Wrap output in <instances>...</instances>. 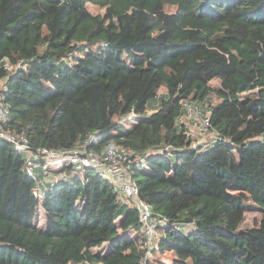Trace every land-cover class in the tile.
I'll list each match as a JSON object with an SVG mask.
<instances>
[{
	"label": "trees",
	"instance_id": "trees-1",
	"mask_svg": "<svg viewBox=\"0 0 264 264\" xmlns=\"http://www.w3.org/2000/svg\"><path fill=\"white\" fill-rule=\"evenodd\" d=\"M0 96L34 150L138 152L130 175L165 220L144 261L137 211L100 173L37 195L0 139V264H264V0H0ZM184 101L209 111L210 148L192 147ZM246 200L260 218L242 227Z\"/></svg>",
	"mask_w": 264,
	"mask_h": 264
},
{
	"label": "built area",
	"instance_id": "built-area-1",
	"mask_svg": "<svg viewBox=\"0 0 264 264\" xmlns=\"http://www.w3.org/2000/svg\"><path fill=\"white\" fill-rule=\"evenodd\" d=\"M20 66V61L16 65H11L5 60L4 67L8 70L16 69ZM183 107L185 110L184 115L189 118H198L199 132L210 131L213 137L207 143L194 141L192 139L190 131L187 129V133L192 139V147L207 146L212 141L218 139V135L214 130H209V120L205 112L204 116L198 115L196 108L192 103L184 101ZM9 115V108L0 96V139H4L9 142L13 148L20 152L24 159L25 169L28 174L39 177L35 184V193L42 195L41 190V174L36 169L38 167L37 159L40 154L48 156L62 157L72 166L73 173H78L79 176H83L85 169L91 168L100 173L105 179H107L114 187L120 199L127 204H131L135 207L138 217V228L133 229L134 235L140 236L144 241L143 247L145 249L143 260L145 261L150 256L151 249L155 246L157 240V229L160 225L164 224V219L152 210L150 204L145 202L139 197L138 186L135 180L132 178L129 172V165L131 162L137 161L141 158V155L131 149H127L122 145H115L106 147L104 150L98 152L87 147V141H83L81 144L65 149L64 151H57L54 149L40 148L34 150L29 144V139L24 134H16L12 131L4 128V121ZM193 120V119H191ZM187 128H190L189 126ZM151 155L150 150L144 152V156ZM59 157L57 159L58 161ZM47 168L44 167L43 170ZM60 175L53 180L54 183L62 178H67L70 174L65 172H58ZM184 229L188 230L186 226Z\"/></svg>",
	"mask_w": 264,
	"mask_h": 264
},
{
	"label": "rangeland",
	"instance_id": "rangeland-1",
	"mask_svg": "<svg viewBox=\"0 0 264 264\" xmlns=\"http://www.w3.org/2000/svg\"><path fill=\"white\" fill-rule=\"evenodd\" d=\"M87 7L92 11V12H101L103 9L98 7L97 5H93L91 3H87ZM210 84L213 86H219V81L218 79H213L210 81ZM154 104L153 102V98L150 99L149 105ZM192 105L196 108L198 115L200 116H204L205 112H204V108L199 106V105H195L192 103ZM185 113V111H184ZM133 115L132 114H127L124 117V120H126L127 122L129 121H133ZM193 119L194 121H197V127L196 125H193V127L190 126V123L188 122L189 120ZM188 120V116L183 115L182 116V123L185 124L186 127H190L187 128L192 136V139L194 141H199V142H204L207 143L208 141H210L213 137V134L210 131H204V132H199V128H198V120L199 117L197 118H189ZM200 121V120H199ZM214 141L211 142L210 144L207 145L206 148H210L213 145ZM56 157H59L58 155L56 156H45V160H44V165H51V166H55V165H61L62 162H64L62 157H59L58 161H56L57 159H54ZM143 161V160H142ZM48 173V177L49 179H51V181L55 180L56 178H58V176L60 175V173H56L55 171H53L52 169H46ZM58 172V171H57ZM72 174V172L70 173ZM74 174V173H73ZM243 208H244V220L242 221V227H247V226H252L254 223H256L259 218H260V209L258 208V206L253 203L250 200H246L243 203ZM158 231V229H157ZM153 257H158L162 260H165L166 262H169L171 259V255L169 252H164L163 254H159L158 252H153Z\"/></svg>",
	"mask_w": 264,
	"mask_h": 264
},
{
	"label": "crops",
	"instance_id": "crops-1",
	"mask_svg": "<svg viewBox=\"0 0 264 264\" xmlns=\"http://www.w3.org/2000/svg\"><path fill=\"white\" fill-rule=\"evenodd\" d=\"M151 105H153V104H151ZM189 123H190V126L191 127H193V125H196V127H197V121H194V120H189L188 121ZM65 162H67L65 159H63ZM65 162H62V164L61 165H63V163H65ZM68 164V163H67ZM60 165V166H61ZM57 166H59V165H55V166H52V167H54L52 170L53 171H55V168H58ZM39 172H40V174H41V190L42 191H45L46 190V188H47V185H49V184H51V179H49V177H48V173L49 172H47L46 170H43V169H41L39 166L36 168ZM57 170V169H56ZM58 172H64L63 170H59ZM58 172H56V173H58ZM72 172V174H73V171H72V169L68 172V174H70ZM40 214L42 215L43 214V212H42V210L40 211Z\"/></svg>",
	"mask_w": 264,
	"mask_h": 264
},
{
	"label": "water",
	"instance_id": "water-1",
	"mask_svg": "<svg viewBox=\"0 0 264 264\" xmlns=\"http://www.w3.org/2000/svg\"><path fill=\"white\" fill-rule=\"evenodd\" d=\"M68 264H75V263H71V262H70V263H68Z\"/></svg>",
	"mask_w": 264,
	"mask_h": 264
}]
</instances>
